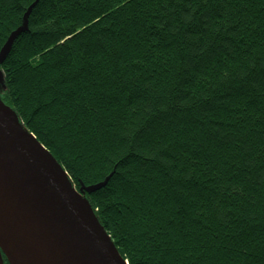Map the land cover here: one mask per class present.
I'll return each instance as SVG.
<instances>
[{
    "label": "trees",
    "instance_id": "trees-1",
    "mask_svg": "<svg viewBox=\"0 0 264 264\" xmlns=\"http://www.w3.org/2000/svg\"><path fill=\"white\" fill-rule=\"evenodd\" d=\"M27 11H29L27 13ZM2 102L128 264H264V0H0Z\"/></svg>",
    "mask_w": 264,
    "mask_h": 264
},
{
    "label": "water",
    "instance_id": "water-1",
    "mask_svg": "<svg viewBox=\"0 0 264 264\" xmlns=\"http://www.w3.org/2000/svg\"><path fill=\"white\" fill-rule=\"evenodd\" d=\"M26 18L1 48L0 64L26 31ZM106 181L77 190L0 99V264L2 257L8 264H128L85 198Z\"/></svg>",
    "mask_w": 264,
    "mask_h": 264
},
{
    "label": "flooded vegetation",
    "instance_id": "flooded-vegetation-1",
    "mask_svg": "<svg viewBox=\"0 0 264 264\" xmlns=\"http://www.w3.org/2000/svg\"><path fill=\"white\" fill-rule=\"evenodd\" d=\"M3 264H8L4 257H2Z\"/></svg>",
    "mask_w": 264,
    "mask_h": 264
}]
</instances>
